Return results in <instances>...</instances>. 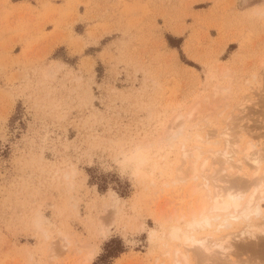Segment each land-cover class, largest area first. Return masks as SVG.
Masks as SVG:
<instances>
[{"label": "rangeland", "instance_id": "rangeland-1", "mask_svg": "<svg viewBox=\"0 0 264 264\" xmlns=\"http://www.w3.org/2000/svg\"><path fill=\"white\" fill-rule=\"evenodd\" d=\"M13 2L0 0V264H174L182 234L229 240L228 257L187 248L183 264H264L261 217L185 225L203 191L180 158L196 134L221 150L224 130L264 153V0Z\"/></svg>", "mask_w": 264, "mask_h": 264}, {"label": "bare ground", "instance_id": "bare-ground-1", "mask_svg": "<svg viewBox=\"0 0 264 264\" xmlns=\"http://www.w3.org/2000/svg\"><path fill=\"white\" fill-rule=\"evenodd\" d=\"M219 91L220 89L216 87L214 94H217ZM178 118H181L180 114L176 115L172 122H175ZM172 127L173 126L169 128L171 129ZM227 132L225 130L220 132L221 136H224L222 137L223 146L221 150L212 151L204 149L205 147H203L202 142H200L202 138L199 134H196L197 139H199L197 146L191 148H187L185 145L182 146L180 152V158L182 160H180L183 161V163L186 162L188 166L186 168L189 170V174L187 173L189 177L197 180V184L191 187L190 193H195L198 189L203 191L201 202L198 203V205L195 203L196 210H193L190 214L189 220L185 221L186 226L196 224L203 229H206L207 227L211 228L213 225L217 228H230L232 221L241 224L245 223L244 225H246L251 216L261 217V219L263 218L264 220V213L260 204V201L264 200V153L260 152V150H258V152H251L250 150L252 149V146L250 144L243 145L242 147L232 144V140L226 138L228 135L230 136V132ZM179 133L180 129L170 133L172 134L170 136L171 138H176ZM204 141V143H207L209 142V139L207 138ZM212 154L213 158L216 157L215 159L219 164V166L217 168L215 167L216 169L213 170L216 176L211 173L212 170L209 174L207 173V169L213 167H207L211 162L210 161L208 164V157L211 158V156L208 155ZM247 165L252 168L251 174H246L248 175V178H229L227 180L228 184H224L225 179L231 176L230 173H232V171H237L238 173L241 169L246 168ZM205 171H207V174L204 173ZM187 174L185 172L183 175ZM181 178L184 177L182 176ZM245 231L246 230L243 232ZM99 233L102 236H100L101 238L107 236L105 228L100 229ZM247 233L252 237L255 236L252 231H247ZM169 236L171 238H176L170 234ZM228 243V238L215 239L207 234L198 237L182 234L179 246L175 249L173 248V251H175V253L173 252L175 254L174 264L187 263L188 256L186 255V252L187 250H191L190 248H193L192 251L195 249V253L197 252V254L201 256H204L207 253H212L214 248L218 249L217 251H219L222 256L223 254L226 255L224 251L228 249ZM182 250H185V252ZM93 255L94 253L90 251L88 258L91 259ZM226 256L228 257V255ZM223 261L226 262V260Z\"/></svg>", "mask_w": 264, "mask_h": 264}, {"label": "crops", "instance_id": "crops-1", "mask_svg": "<svg viewBox=\"0 0 264 264\" xmlns=\"http://www.w3.org/2000/svg\"><path fill=\"white\" fill-rule=\"evenodd\" d=\"M44 0H14L13 3L18 4V5H30V6H35L36 4L39 5V3L43 2ZM45 1H61V0H45ZM63 1V0H62ZM67 1V0H64Z\"/></svg>", "mask_w": 264, "mask_h": 264}, {"label": "snow or ice", "instance_id": "snow-or-ice-1", "mask_svg": "<svg viewBox=\"0 0 264 264\" xmlns=\"http://www.w3.org/2000/svg\"><path fill=\"white\" fill-rule=\"evenodd\" d=\"M261 15H264V9L260 10Z\"/></svg>", "mask_w": 264, "mask_h": 264}]
</instances>
